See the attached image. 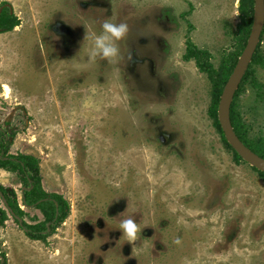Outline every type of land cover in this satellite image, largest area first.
<instances>
[{"label": "rangeland", "instance_id": "374dc122", "mask_svg": "<svg viewBox=\"0 0 264 264\" xmlns=\"http://www.w3.org/2000/svg\"><path fill=\"white\" fill-rule=\"evenodd\" d=\"M240 1L0 0L21 22L0 33V125L18 128L9 153L39 158L45 190L70 204L46 240L8 211L3 262L264 264V177L236 161L210 114L211 78L184 59L191 40L221 68ZM105 20L129 25L122 59L89 55ZM259 56L237 101L253 137L264 135V35ZM0 185L23 222L44 219L17 173ZM129 217L144 226L134 242L115 228Z\"/></svg>", "mask_w": 264, "mask_h": 264}, {"label": "trees", "instance_id": "16d2710c", "mask_svg": "<svg viewBox=\"0 0 264 264\" xmlns=\"http://www.w3.org/2000/svg\"><path fill=\"white\" fill-rule=\"evenodd\" d=\"M240 11L242 17V24L239 26V31L236 33V48L231 51L226 58L224 64L220 69L215 68L211 62V54L206 49H200L191 40L188 42L187 52L184 55L185 60L195 59L198 67L208 73L213 82V101L210 108V114L214 119L215 125L218 127L224 142L233 150L236 161H244L240 154L232 147L228 142L221 123L219 121V104L232 73L238 64L239 58L242 55L244 49L247 46L250 33L252 30L255 10V0H241ZM3 4V3H2ZM1 6V4H0ZM20 19L17 15L10 12L9 8L3 11L0 17V33L13 30L20 25ZM264 31L262 34V38ZM261 38V41H262ZM261 42L257 48V51L253 57L239 89L236 92L234 101L231 108V119L237 135L240 139L253 151L264 157V135L259 137L251 136V127L246 123L240 112L237 109V101L244 84L251 75V67L256 61H260L259 50ZM17 131L10 133L8 136L0 129V169H5L10 172L18 174L21 182L27 187L24 191L23 201L25 205L35 206L40 209L44 215V219L36 224H28L25 220L20 222L19 219L15 220L27 230V234L36 240H46L50 230H55L56 226L63 223L69 215L70 204L61 194L48 192L43 186V180L41 176V162L39 158L31 154H10V146L13 139L17 135ZM259 174L264 177V172L253 167ZM2 193V194H1ZM6 200L5 209L1 206V200ZM9 209H12L14 213L23 219L26 212L22 209L17 193L13 188H6L0 185V226H4L9 219ZM50 224V225H49ZM1 252V251H0ZM1 256L5 257L4 253ZM0 264H6L0 257Z\"/></svg>", "mask_w": 264, "mask_h": 264}, {"label": "water", "instance_id": "95a60500", "mask_svg": "<svg viewBox=\"0 0 264 264\" xmlns=\"http://www.w3.org/2000/svg\"><path fill=\"white\" fill-rule=\"evenodd\" d=\"M7 6L11 8L10 5ZM3 8L4 7L0 8V17L2 15ZM263 31L264 0H255L254 20L247 46L240 56L238 64L226 84L219 104V121L228 142L240 154L244 161L262 172H264V157L249 148L237 135L231 119V108L236 92L239 89L251 62L253 61V57L261 42ZM9 211L14 218L19 219L21 223L23 222V219L17 216L12 209H9Z\"/></svg>", "mask_w": 264, "mask_h": 264}, {"label": "clouds", "instance_id": "9594fccd", "mask_svg": "<svg viewBox=\"0 0 264 264\" xmlns=\"http://www.w3.org/2000/svg\"><path fill=\"white\" fill-rule=\"evenodd\" d=\"M101 29L99 34H93L90 37L92 42L90 57L107 62H111L118 57L122 59L123 50L120 47V43H123L127 38L129 32L128 23L125 21L113 22L105 20L101 25ZM143 227H140L135 219L129 217L121 219L115 228L122 231L124 240L134 242Z\"/></svg>", "mask_w": 264, "mask_h": 264}, {"label": "flooded vegetation", "instance_id": "af4514ba", "mask_svg": "<svg viewBox=\"0 0 264 264\" xmlns=\"http://www.w3.org/2000/svg\"><path fill=\"white\" fill-rule=\"evenodd\" d=\"M1 4V6H0V8L1 7H4L3 8V11L6 9V8H9L10 9V12L11 13H13L12 11H11V8L10 7H8L7 5H9V4H7V3H5V2H3V4L2 3H0ZM2 14H3V12H2ZM55 32H57V33H61V32H66V30H63V28L61 27V24H59V25H57V27H55ZM66 36V35H65ZM62 37H64V36H62ZM11 125V124H10ZM0 129H2L5 133H6V135L8 136L10 133H12V132H16L17 131V127H14V125L13 126H11V128L9 129V128H7V129H5V127H3L2 125H0ZM18 132V131H17ZM24 195V194H23ZM28 206V205H27Z\"/></svg>", "mask_w": 264, "mask_h": 264}, {"label": "crops", "instance_id": "0c3cea01", "mask_svg": "<svg viewBox=\"0 0 264 264\" xmlns=\"http://www.w3.org/2000/svg\"><path fill=\"white\" fill-rule=\"evenodd\" d=\"M3 172H5V173H10V171H7V170H5V169H0V175H1V173H3ZM23 191H24V188H23ZM22 197H24V195L22 196ZM22 201H23V198H22Z\"/></svg>", "mask_w": 264, "mask_h": 264}, {"label": "bare ground", "instance_id": "6f19581e", "mask_svg": "<svg viewBox=\"0 0 264 264\" xmlns=\"http://www.w3.org/2000/svg\"><path fill=\"white\" fill-rule=\"evenodd\" d=\"M4 86H5V90L7 91V93L10 92V87H9V85L5 84Z\"/></svg>", "mask_w": 264, "mask_h": 264}]
</instances>
